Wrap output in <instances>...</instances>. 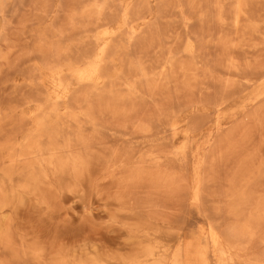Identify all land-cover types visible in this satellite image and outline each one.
Returning <instances> with one entry per match:
<instances>
[{
  "label": "rangeland",
  "instance_id": "rangeland-1",
  "mask_svg": "<svg viewBox=\"0 0 264 264\" xmlns=\"http://www.w3.org/2000/svg\"><path fill=\"white\" fill-rule=\"evenodd\" d=\"M0 264H264V0H0Z\"/></svg>",
  "mask_w": 264,
  "mask_h": 264
},
{
  "label": "bare ground",
  "instance_id": "bare-ground-1",
  "mask_svg": "<svg viewBox=\"0 0 264 264\" xmlns=\"http://www.w3.org/2000/svg\"><path fill=\"white\" fill-rule=\"evenodd\" d=\"M224 259V258H223Z\"/></svg>",
  "mask_w": 264,
  "mask_h": 264
}]
</instances>
